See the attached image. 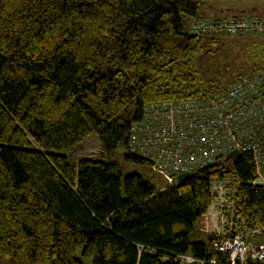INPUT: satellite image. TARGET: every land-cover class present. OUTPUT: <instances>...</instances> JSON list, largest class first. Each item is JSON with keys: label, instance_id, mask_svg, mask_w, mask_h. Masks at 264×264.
I'll use <instances>...</instances> for the list:
<instances>
[{"label": "trees", "instance_id": "1", "mask_svg": "<svg viewBox=\"0 0 264 264\" xmlns=\"http://www.w3.org/2000/svg\"><path fill=\"white\" fill-rule=\"evenodd\" d=\"M204 1L0 0V264H84L78 248L92 264H227L223 236L196 224L212 179L234 188L236 222L264 227L250 152L168 184L130 149L145 103L205 96L264 65L205 87L191 52L218 39L187 25ZM90 138L98 153L78 156ZM118 149L166 183L124 173Z\"/></svg>", "mask_w": 264, "mask_h": 264}, {"label": "built area", "instance_id": "2", "mask_svg": "<svg viewBox=\"0 0 264 264\" xmlns=\"http://www.w3.org/2000/svg\"><path fill=\"white\" fill-rule=\"evenodd\" d=\"M188 30L203 39L264 36V16H199L191 18ZM95 141L96 150L86 155L98 153ZM129 145L133 152L146 156L168 184L178 173L206 167L233 149L238 154L250 152L256 165L250 182L264 186V65L205 96L145 103L141 119L130 127ZM229 183L222 179L210 182L213 199L207 214L219 221L210 230L223 236L213 242V247L226 255L227 264H264V227H249L245 220H234L235 190ZM178 258L186 264L206 262L189 253ZM208 261L215 263L213 257Z\"/></svg>", "mask_w": 264, "mask_h": 264}, {"label": "rangeland", "instance_id": "3", "mask_svg": "<svg viewBox=\"0 0 264 264\" xmlns=\"http://www.w3.org/2000/svg\"><path fill=\"white\" fill-rule=\"evenodd\" d=\"M199 14L206 18L217 16H236L245 14L246 16H264V0H205L199 8ZM191 19L188 20L187 25ZM218 41L207 48L206 43H201L191 52L194 67L198 70L205 87L211 85L220 87L227 84L236 75L244 73L257 65L264 64V36L261 34H247L243 36H223L214 37ZM212 39V38H202ZM96 139L90 138L83 141L77 151L78 156L93 154L96 150ZM122 149L116 150L113 160L119 163L124 173L138 172L143 176L156 180V183H163L161 175L154 172L151 166L137 165L127 162L123 157ZM264 176V166L262 167ZM166 183V181L164 182ZM163 183V184H164ZM200 217L196 224L207 229H214L219 225V221L211 219L209 215ZM217 222V223H216ZM77 256L84 264H92L91 258L83 256L80 248L77 249Z\"/></svg>", "mask_w": 264, "mask_h": 264}, {"label": "water", "instance_id": "4", "mask_svg": "<svg viewBox=\"0 0 264 264\" xmlns=\"http://www.w3.org/2000/svg\"><path fill=\"white\" fill-rule=\"evenodd\" d=\"M236 155H238V150L233 149L232 151H230L229 153L226 154V158H232ZM192 175H193V173L191 171L180 172L176 175V182L179 183V182L186 181L189 178H191Z\"/></svg>", "mask_w": 264, "mask_h": 264}]
</instances>
